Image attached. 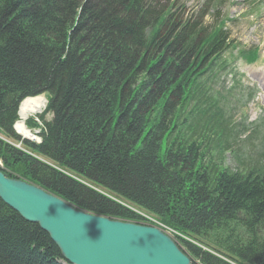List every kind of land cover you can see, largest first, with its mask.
<instances>
[{"label": "trees", "instance_id": "16d2710c", "mask_svg": "<svg viewBox=\"0 0 264 264\" xmlns=\"http://www.w3.org/2000/svg\"><path fill=\"white\" fill-rule=\"evenodd\" d=\"M173 1L0 0L1 171L88 214H149L192 264H264V164L220 167L229 129L208 95L238 46L227 19L207 26ZM40 95L45 109L25 121L37 144L13 126ZM0 264L67 263L0 200Z\"/></svg>", "mask_w": 264, "mask_h": 264}, {"label": "rangeland", "instance_id": "374dc122", "mask_svg": "<svg viewBox=\"0 0 264 264\" xmlns=\"http://www.w3.org/2000/svg\"><path fill=\"white\" fill-rule=\"evenodd\" d=\"M243 1H173V5L183 11L184 17L190 16L207 26L214 22L209 16H213L217 22L226 18L231 21L227 23L226 29L229 32V40L238 47L223 54L230 67L226 76L221 74L209 83L208 95L217 99L218 108L223 111L229 129L227 147L229 150L226 149L218 157L220 167L237 173L245 171L244 167L248 165L249 160L256 159L260 161V165L264 164V0H258V5L252 8H249ZM206 13L207 15L204 16ZM254 48L258 49L257 59L252 63L241 58L238 53L240 49L247 51ZM230 69L234 71L229 72ZM42 97L46 104L47 95ZM45 104L39 111L40 113L44 110ZM33 115L35 114H28L25 121ZM46 119L50 120L51 116L47 115ZM17 121H19V116ZM27 129L38 137L39 130ZM13 130L17 134L16 130ZM17 135L21 138V135ZM13 144L16 148L22 149L20 143ZM121 204L136 211V208L127 203ZM146 220L147 222L143 225L157 227L167 235L170 234L169 237L175 243L177 242L174 234L162 227L156 219L150 216Z\"/></svg>", "mask_w": 264, "mask_h": 264}, {"label": "water", "instance_id": "95a60500", "mask_svg": "<svg viewBox=\"0 0 264 264\" xmlns=\"http://www.w3.org/2000/svg\"><path fill=\"white\" fill-rule=\"evenodd\" d=\"M0 200L45 232L68 264H192L156 227L76 210L1 170Z\"/></svg>", "mask_w": 264, "mask_h": 264}, {"label": "bare ground", "instance_id": "6f19581e", "mask_svg": "<svg viewBox=\"0 0 264 264\" xmlns=\"http://www.w3.org/2000/svg\"><path fill=\"white\" fill-rule=\"evenodd\" d=\"M45 104V100L43 99L42 96H38V97H33V98H27L24 99L19 105V111H18V116H19V121H17L14 126L13 129L16 130L17 134L21 135L22 140H26L27 138L31 139V140H35L38 141L40 139H38L36 136H34L26 127L24 124L25 118L27 117L28 114H34L37 113L41 110V108L44 106ZM38 144V143H37ZM1 166V165H0ZM1 170V167H0ZM153 227V226H152ZM157 228V227H156ZM159 229V228H158ZM161 230V229H159ZM162 231V230H161ZM163 232V231H162ZM166 234V233H165ZM167 235V234H166ZM170 235V234H169ZM167 235V236H169ZM171 238V237H170ZM172 239V238H171ZM173 240V239H172ZM173 243H175V241L173 240ZM176 244V243H175ZM176 246L178 247V245L176 244ZM178 249L180 250V248L178 247ZM181 251V250H180ZM182 252V251H181ZM183 253V252H182ZM184 254V253H183ZM185 255V254H184ZM62 257V256H61ZM63 259V257H62ZM64 260V259H63ZM65 261V260H64ZM65 263H67L65 261Z\"/></svg>", "mask_w": 264, "mask_h": 264}]
</instances>
